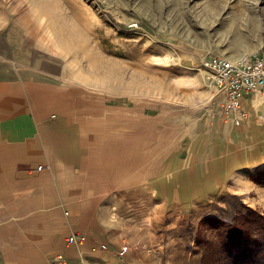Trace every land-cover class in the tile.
<instances>
[{"label": "rangeland", "instance_id": "374dc122", "mask_svg": "<svg viewBox=\"0 0 264 264\" xmlns=\"http://www.w3.org/2000/svg\"><path fill=\"white\" fill-rule=\"evenodd\" d=\"M0 50L6 108L24 109L40 141L30 165L43 163L30 179L24 160H0V217L15 232L0 264L23 262L16 249L38 243L26 233L37 210L53 218L56 247L90 244L85 264H203L207 244H219L204 217L230 218L244 204L264 213V91L247 104L249 121L221 123L201 66L264 53V0H0ZM85 136L87 155L133 143L135 177L59 170L51 152L46 162L48 137L68 158ZM194 160L216 176H196ZM70 220L82 243H66L78 232Z\"/></svg>", "mask_w": 264, "mask_h": 264}, {"label": "crops", "instance_id": "0c3cea01", "mask_svg": "<svg viewBox=\"0 0 264 264\" xmlns=\"http://www.w3.org/2000/svg\"><path fill=\"white\" fill-rule=\"evenodd\" d=\"M2 59L5 60L4 51L0 50V160L3 161L24 160L25 166L24 168L20 169L19 173L28 175L25 177L31 179L36 177V176H32L33 172L41 171L37 168V166L39 164L43 165V163H36L33 166L30 165L35 163L36 158L41 157L40 152H38V149L32 152L33 149L31 148L32 145H35L34 147L37 148L40 147L39 146L40 141L38 140V137H34V134L29 135L30 133H32L31 130L33 129V127L31 128L29 122L24 121L23 108H6L7 98L8 96H13V94L11 91H8L6 66H4L5 63L1 62ZM15 81L16 78L14 79V83L11 85L12 87L14 86V88L16 89L18 83H16ZM12 87H10V89ZM254 96H258V93L244 99V106L246 108H248L247 104L249 101L253 100ZM212 105L214 106V102L212 103ZM213 114H214L213 117H215L216 121H221V123L223 122V123L232 124L229 121H224L216 113ZM249 119H250V113L248 119L245 122L249 121ZM26 129L30 131L27 132L25 131ZM50 137H48L46 141V162L49 161L48 155L50 154V152L53 156L54 154H57L60 157L56 155L57 157L55 159L53 157L52 160L53 159L55 160V166L59 170L61 169L63 171L68 172L74 166L75 169L82 171L81 175L83 176L84 175L92 176L94 174H97V175H101L103 178H110L111 176L116 177V175H118L119 172H121V176L131 177L132 179L135 177L136 163L134 157L135 148L133 143L127 144L124 149V148H118L119 144H117L118 146L117 145L113 146L111 145L112 144L111 142H106L104 144L108 145L107 152H109L110 155L109 154L92 155L91 153L87 155L88 149L89 151H91L92 149H90V147L88 148L86 136L80 137V141L84 139L83 142L81 141L80 146H78L77 142L72 141L71 143L77 145L78 147H74L72 150L68 149V152L71 151L73 154L68 155V158H66L61 153V149L59 148V142L58 143L55 142ZM62 150L64 152L67 151L66 149H62ZM118 151H122V152L125 151L126 157L125 158L120 157ZM147 151L150 152L149 149H147ZM164 159H160V161L158 162L157 165L158 172H160L161 169H164L166 171L167 164L165 165L162 162ZM174 160L182 161V158L179 155H176L174 156ZM141 163H142V167L150 166V161L147 162V158L146 160L142 159ZM199 167L200 164L195 160L194 163L192 162L189 165V169L196 176L199 175H203V177L216 176V174L208 172L207 169L204 172L199 173L198 171ZM17 173H18V169H16V174ZM72 186L71 189L73 188ZM201 189L204 190L206 188H201ZM203 190L200 189L196 190V192L190 197V200H197L198 198H202L200 197L199 192ZM20 191L22 192L21 189ZM158 191L162 193V194L160 193L161 195L164 194L163 189L159 188ZM39 213L40 211L37 210V212L33 214L32 221L27 224V227L30 228H28L26 231V233L29 231L28 232V234H30L29 238H33L34 240L38 241V243L33 244L28 248L21 247L16 249V252L18 251L16 255L21 256L23 262L18 263L16 259H5L4 264H70L73 261H79V260H83L84 262H86L85 256L91 254V252L89 251L90 244L88 243L87 245H79L74 247H69L65 245L59 246L58 244L56 247L55 244L51 243L52 235L54 233L53 218L50 216V214H48V212L46 213V216H44V214L41 215V213L39 215ZM6 221H7L6 216L0 217V240H1L0 248L3 251V256L7 255V248H6L7 240L15 239L14 231L8 233V226H7L8 222ZM70 223L73 225V228H70L69 231L79 230L80 225L75 223V220H70ZM2 235H5L6 237ZM57 254H62L66 258L67 262L64 263V262L55 261L53 256Z\"/></svg>", "mask_w": 264, "mask_h": 264}, {"label": "built area", "instance_id": "2783aa9c", "mask_svg": "<svg viewBox=\"0 0 264 264\" xmlns=\"http://www.w3.org/2000/svg\"><path fill=\"white\" fill-rule=\"evenodd\" d=\"M201 66L207 70L211 82L220 95L219 110L215 113L224 121L240 125L248 119L249 113L244 106V99L264 91V53L243 55L236 59L223 56L206 57ZM39 170L42 164L37 166ZM86 239L82 232H74L66 236V243H82ZM126 246H122L119 254L125 253ZM58 262H67L62 254L54 256ZM70 264H85L83 260Z\"/></svg>", "mask_w": 264, "mask_h": 264}, {"label": "trees", "instance_id": "16d2710c", "mask_svg": "<svg viewBox=\"0 0 264 264\" xmlns=\"http://www.w3.org/2000/svg\"><path fill=\"white\" fill-rule=\"evenodd\" d=\"M204 224L215 227L219 244H207L203 264H264V213L244 204L230 218L210 215Z\"/></svg>", "mask_w": 264, "mask_h": 264}]
</instances>
